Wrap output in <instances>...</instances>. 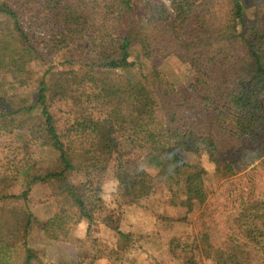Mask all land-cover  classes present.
<instances>
[{
    "label": "trees",
    "instance_id": "16d2710c",
    "mask_svg": "<svg viewBox=\"0 0 264 264\" xmlns=\"http://www.w3.org/2000/svg\"><path fill=\"white\" fill-rule=\"evenodd\" d=\"M169 2L0 0L7 28L0 29V53L8 35L19 54L8 64H23L3 71L12 75L9 84L26 86L28 64L42 66L31 102H16L4 86L0 129L18 128L24 147L27 138L38 140L60 161L43 167L31 158L13 175L0 172V264L13 253L23 264H48L28 244L35 184L50 189L47 238L64 241L80 220L88 232L100 222L122 240L109 258L129 264L135 240L120 227V208H105L106 178L135 204L157 196L160 208L178 194L180 216L155 211L169 223H192V240L168 243L177 264H206L201 240L211 264H264V175L252 174L264 169V0ZM157 59L179 65L185 89ZM185 152L214 162L227 184L224 201L214 202L207 168ZM241 158L245 166L261 160L240 177ZM15 182L25 187L15 192ZM135 264L167 263L150 257Z\"/></svg>",
    "mask_w": 264,
    "mask_h": 264
},
{
    "label": "rangeland",
    "instance_id": "374dc122",
    "mask_svg": "<svg viewBox=\"0 0 264 264\" xmlns=\"http://www.w3.org/2000/svg\"><path fill=\"white\" fill-rule=\"evenodd\" d=\"M162 1L168 5L170 4L169 0ZM246 10V15L250 16L252 14L251 8L248 7ZM2 23H0V29L6 31V25ZM5 37L4 41L8 45L6 44V47H3L0 53V78L2 79L3 77L6 80H4L3 85H0V92L2 93L4 86H6L10 89L9 95L15 96L16 102L26 96H28L27 99L31 102L30 97L34 96L33 92H36L38 88L42 66H39L37 61L29 63L27 66L29 72L28 84L22 88H12L11 86H14L18 82L14 81V85L9 84L12 75L11 73L6 74L3 71L8 66H23V64H8L13 60L17 61L19 54L16 52L17 48L15 43L8 41L10 36L6 35ZM156 62L159 68L170 74L172 79L178 81L181 88H186L181 83V68H179L177 63L168 59H157ZM17 131L20 132L21 130L16 128ZM16 132L12 133L0 129V172L13 175L20 164L26 163L31 158L41 159L40 164L43 167H50L54 163H60L57 155L48 145L41 144L38 140L27 138L26 142L29 145L26 148L24 147V139H20V134ZM259 134L261 139L264 140V120ZM183 155L187 159L201 161L209 172L207 175V183L217 190L214 202L217 203L220 199L224 201V196L227 194V191H225L227 184L218 176L215 170V164L210 160L208 155L189 152H185ZM248 156V153L245 152L242 158L248 160ZM242 158L236 163L240 177L244 173L252 170L261 160H256L251 165L245 166L246 161ZM260 168L263 167L261 166ZM260 168L252 172V174L256 175L258 172L260 176L262 174L264 175V169L263 173H261ZM25 182L18 184L15 182V188L13 190L19 192L25 187ZM219 188L225 192L223 196H220L218 192ZM209 189L212 190L211 188ZM116 190L117 181L115 178H106L103 181L101 191L104 197L105 208L107 211L114 210L117 212L118 208H120V212H118L121 216L120 227L122 230L130 232L135 240L133 250L129 255V264L139 263L150 257H156L167 264H177L179 259L170 254L168 243L172 238H183L185 241L187 239L192 240V223L186 221L169 223L159 219L155 211L160 210L163 213L165 212V214L168 213L170 216L172 214L176 217L180 216L183 213V209L177 206L180 200L178 194H169L166 196L165 203L159 208V204L153 201L154 198L156 200L158 199L157 196L151 199H143L140 201V204H135L130 196L117 194ZM49 193L50 189L47 186L35 184L31 190L29 199L30 207L34 212V219L29 229L28 244L35 250H38L39 256L44 262L48 264H114L109 258L110 252H119L122 240L116 232L100 222L91 225V230L88 232V222L83 219L72 226L70 231L71 237L68 239L56 241L47 238L42 229V224L44 220L52 215V208L47 201ZM211 197H213L212 194ZM201 244V257L206 264H211L212 261L206 252L207 244L203 240H201ZM2 261L8 262V264H23L21 254L18 256L13 253L10 257L7 256L5 259H2Z\"/></svg>",
    "mask_w": 264,
    "mask_h": 264
}]
</instances>
